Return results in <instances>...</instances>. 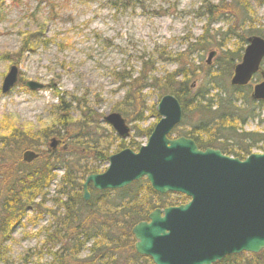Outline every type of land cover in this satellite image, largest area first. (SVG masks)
Segmentation results:
<instances>
[{"label": "trees", "instance_id": "1", "mask_svg": "<svg viewBox=\"0 0 264 264\" xmlns=\"http://www.w3.org/2000/svg\"><path fill=\"white\" fill-rule=\"evenodd\" d=\"M202 2L204 14L209 15L208 25L216 20L231 22L222 34L238 38V47L222 51L223 56L217 59L218 68L208 67L199 86L196 85L199 75L185 57L186 52L177 54V70L163 77L149 76L144 65L136 77H122L124 82L129 79L123 103L134 111L139 110L136 120H143L142 90L159 83L161 96L172 93L183 106V119L172 133L175 137L185 136L193 139L201 149L216 148L224 154L245 159L253 149L264 144V129H244L250 120L260 118L264 101L252 99L251 84L233 86L229 84V77L235 62L241 60L247 38L254 34L264 37V30L254 26L248 0H229V4L227 0H219L216 4L208 0ZM230 16L235 18L230 20ZM204 35L189 42V48L206 51L213 47L215 43ZM41 36V31L28 33L16 59L19 61L24 52L33 50ZM58 98L60 110L53 122L36 132L38 139L28 131L5 126L7 119H2V130L6 132L0 136V262L6 260L3 257L6 244L28 214H42L45 210L58 218L57 228L47 229L45 234L46 244L53 241L60 244L50 253L53 264H154L151 257L137 253L133 227L148 220L155 209L181 205L189 198L182 193H158L146 178H142L122 189L91 188V199L85 200L82 180L104 171L99 166L107 162L112 153L125 147L124 140L102 125L101 116L86 106L85 100L80 99L76 104V108L81 109L74 116L71 103L63 97ZM152 113L159 116L156 105ZM122 114L129 116L125 110ZM152 130L150 126L136 134L149 137ZM52 137H57L62 147L59 144L52 149L49 145L46 151L42 150L40 145L47 144ZM127 146L134 150L141 147L134 138ZM29 148L40 153L31 163L22 158V153ZM59 169L63 170V175L54 198L57 210L44 209ZM87 244L89 252L82 256ZM214 264H264V252L230 254Z\"/></svg>", "mask_w": 264, "mask_h": 264}, {"label": "rangeland", "instance_id": "2", "mask_svg": "<svg viewBox=\"0 0 264 264\" xmlns=\"http://www.w3.org/2000/svg\"><path fill=\"white\" fill-rule=\"evenodd\" d=\"M202 1L0 2V136L6 132L2 130V119L5 118V126L28 131L38 139L36 132L54 121L56 112L60 110L57 108L60 101L58 97H63V100L69 101L74 107V116L81 109H77L76 104L80 99L85 100L86 106L101 116L102 125L116 135L118 134L104 117L112 112L122 114V110L127 111L128 117L122 115L127 120L131 133L127 138L121 137V140H124L125 147H128L132 138L141 146L145 144L148 137L137 135L136 131L139 133L142 129L154 127L159 121L160 116L153 114L152 108L156 105L157 109L162 97L160 84L156 83L153 87L148 83L150 87L146 86L142 90L145 106L140 107V111H143L144 119L136 120L139 110L134 111L123 103L128 91L125 84L129 79L124 82L122 77H136L144 65L149 76L163 77L177 70L179 63L175 61L176 56L186 52L185 57L199 75L196 80V85L199 86L204 81L208 67L212 70L218 68L217 59L223 56L222 51L234 50L239 45V39L234 38L235 36L222 34L231 25L230 21L216 20L208 25L209 15L204 14L206 10L201 8ZM208 1L216 4L219 0ZM248 1L255 20L254 26L264 30V0ZM234 18L235 16H230L229 19ZM36 31H41L43 36L36 42L33 50L24 52L18 61L16 54L21 49L23 40L28 33ZM203 35L215 45L206 51L193 47L191 50L188 43ZM211 52L215 53L208 64ZM239 62L241 60H237L235 64ZM14 64L19 67L21 81L9 92L3 93V80ZM232 75L233 69L229 84ZM260 80V76L256 75L251 84ZM27 81L43 83L44 86L31 90L26 86ZM244 129H264V111L260 118L250 120ZM49 143L50 140L47 144L40 145V148L46 151ZM253 151L263 152L264 144ZM108 164L109 161L102 163L99 169H106ZM57 175L50 186L44 209L57 210L54 198L57 197L63 170L59 169ZM57 221V217L45 210L42 214L30 212L28 218L14 231L12 240L6 244L3 254L6 260L0 264H53L50 253L57 250L60 244L56 241L46 244L45 234L47 229L52 231L57 228ZM89 246H85L82 256L88 254Z\"/></svg>", "mask_w": 264, "mask_h": 264}, {"label": "water", "instance_id": "3", "mask_svg": "<svg viewBox=\"0 0 264 264\" xmlns=\"http://www.w3.org/2000/svg\"><path fill=\"white\" fill-rule=\"evenodd\" d=\"M247 41L230 82L243 86L259 73L262 80L253 86L251 97L264 100V38L253 35ZM18 82L19 67L14 64L2 92ZM26 86L37 90L44 85L27 81ZM157 111L160 119L138 151L123 148L109 156L105 171L87 176L84 199H90V184L97 190L122 189L142 178L158 193L186 195L188 202L157 208L132 229L137 253L151 257L154 264H213L230 254L264 251V151L239 159L220 149H201L185 136L172 137L183 119V106L172 93L161 97ZM104 120L120 137H129L131 129L120 112ZM58 144L51 139L52 149ZM38 156L31 149L22 155L27 163Z\"/></svg>", "mask_w": 264, "mask_h": 264}]
</instances>
